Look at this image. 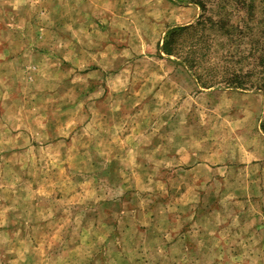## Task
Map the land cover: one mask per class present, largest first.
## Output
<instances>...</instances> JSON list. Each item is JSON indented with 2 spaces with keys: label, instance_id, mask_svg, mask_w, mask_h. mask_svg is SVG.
Returning a JSON list of instances; mask_svg holds the SVG:
<instances>
[{
  "label": "rangeland",
  "instance_id": "obj_1",
  "mask_svg": "<svg viewBox=\"0 0 264 264\" xmlns=\"http://www.w3.org/2000/svg\"><path fill=\"white\" fill-rule=\"evenodd\" d=\"M174 0H0V264H264V95L204 89Z\"/></svg>",
  "mask_w": 264,
  "mask_h": 264
},
{
  "label": "trees",
  "instance_id": "obj_2",
  "mask_svg": "<svg viewBox=\"0 0 264 264\" xmlns=\"http://www.w3.org/2000/svg\"><path fill=\"white\" fill-rule=\"evenodd\" d=\"M193 3L195 23L167 30L162 51L179 57L199 87L223 85L264 95V0H174ZM264 133V111L259 124Z\"/></svg>",
  "mask_w": 264,
  "mask_h": 264
},
{
  "label": "crops",
  "instance_id": "obj_3",
  "mask_svg": "<svg viewBox=\"0 0 264 264\" xmlns=\"http://www.w3.org/2000/svg\"><path fill=\"white\" fill-rule=\"evenodd\" d=\"M260 128V127H259ZM262 132V131H261Z\"/></svg>",
  "mask_w": 264,
  "mask_h": 264
}]
</instances>
